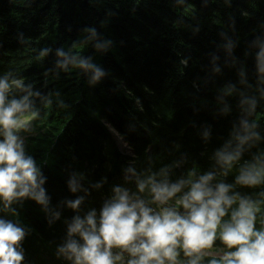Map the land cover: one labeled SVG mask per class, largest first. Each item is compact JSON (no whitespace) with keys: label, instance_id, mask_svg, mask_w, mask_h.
Instances as JSON below:
<instances>
[{"label":"trees","instance_id":"1","mask_svg":"<svg viewBox=\"0 0 264 264\" xmlns=\"http://www.w3.org/2000/svg\"><path fill=\"white\" fill-rule=\"evenodd\" d=\"M86 29L95 31L91 43H77L90 38ZM262 44L264 0H0V75L12 72L52 100L37 102L40 118L22 134L61 219L49 225L32 201L16 206L29 230L24 264H66L50 254L74 215L62 202L83 195L68 191L72 173L85 177L86 211L99 210L132 162L142 171L152 158L156 171L184 158L177 176L193 165L208 171L213 152L247 115L249 104L238 106L241 100L255 101L252 119L261 136L242 162L264 149V73L256 61ZM42 51L47 55L38 58ZM58 51L91 57L106 75L93 83L90 72L62 67ZM226 87L233 88L231 96L224 95ZM109 129L130 157L119 152ZM235 175L224 182L233 184ZM102 180L101 189L90 187ZM234 190L256 198L262 189Z\"/></svg>","mask_w":264,"mask_h":264},{"label":"clouds","instance_id":"2","mask_svg":"<svg viewBox=\"0 0 264 264\" xmlns=\"http://www.w3.org/2000/svg\"><path fill=\"white\" fill-rule=\"evenodd\" d=\"M85 31L90 38L77 43H91L95 31ZM108 43L103 47L107 49ZM46 55L47 51H42L38 58ZM56 55L64 59L62 67L72 64L90 72L93 83L106 75L91 57L72 54L69 58L63 51ZM256 61L259 72L264 73V44ZM222 91L231 96L233 88ZM37 102L52 104L49 96L33 91V85L23 78L12 72L0 75V264L25 261L22 245L29 230L18 219L17 205L34 202L49 225L61 219L59 206L50 207L47 177L28 154L27 137L22 134L30 133L31 121L40 118ZM245 103L249 107L244 110L247 115L240 120L239 130L233 128L213 152V167L208 171L201 172L193 165L173 180V170L186 163L184 158L156 171L152 158L142 171L132 162L124 169L123 178L124 185H134L135 190L114 185L99 210L86 211H82L89 195L83 186L85 177L72 173L67 189L83 195L62 202L74 215L64 221L66 235L55 250L56 258L66 264H264V149L242 162L244 154L257 148L261 139L257 131L260 125L252 119L256 103L241 100L238 106ZM230 111L227 105L221 107L223 114ZM208 139L206 131L204 141ZM234 170V183H225L224 178ZM104 182L90 187L99 190ZM236 186L262 190L252 198L235 191Z\"/></svg>","mask_w":264,"mask_h":264},{"label":"rangeland","instance_id":"3","mask_svg":"<svg viewBox=\"0 0 264 264\" xmlns=\"http://www.w3.org/2000/svg\"><path fill=\"white\" fill-rule=\"evenodd\" d=\"M24 120H27V119H24ZM110 131H111V130H110ZM110 131H109V132H110ZM110 133L113 134V138L115 139V138H116V135L114 134V132L111 131ZM116 146H117L119 152H120L122 155H124V156H129V153H130V152H129L128 148H127L122 142L117 141Z\"/></svg>","mask_w":264,"mask_h":264},{"label":"bare ground","instance_id":"4","mask_svg":"<svg viewBox=\"0 0 264 264\" xmlns=\"http://www.w3.org/2000/svg\"><path fill=\"white\" fill-rule=\"evenodd\" d=\"M201 111L203 112V110H201ZM209 114H210V113H209ZM209 114H208V115H209ZM211 116H212V117H216L217 114H216L215 112H213V113H211ZM178 169H180V168H178Z\"/></svg>","mask_w":264,"mask_h":264}]
</instances>
